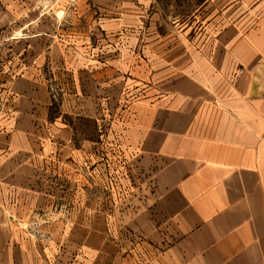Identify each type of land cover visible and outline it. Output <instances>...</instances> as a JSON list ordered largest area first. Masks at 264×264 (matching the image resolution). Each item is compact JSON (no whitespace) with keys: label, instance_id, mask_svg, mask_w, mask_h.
Returning <instances> with one entry per match:
<instances>
[{"label":"crops","instance_id":"0c3cea01","mask_svg":"<svg viewBox=\"0 0 264 264\" xmlns=\"http://www.w3.org/2000/svg\"><path fill=\"white\" fill-rule=\"evenodd\" d=\"M82 1L95 12L67 29L50 0H0V264L51 260L19 232L33 213L58 214L42 222L90 264H264L260 5L198 38L147 28L146 0L132 22L113 0ZM115 148L138 180L125 204L101 188ZM119 211L109 240L94 214Z\"/></svg>","mask_w":264,"mask_h":264},{"label":"rangeland","instance_id":"374dc122","mask_svg":"<svg viewBox=\"0 0 264 264\" xmlns=\"http://www.w3.org/2000/svg\"><path fill=\"white\" fill-rule=\"evenodd\" d=\"M125 1L129 2V7L122 5V0H113L115 7L114 11L115 13H121L123 10L124 12L128 10L131 15L130 22H132L131 20L138 16V0ZM263 1L264 0H146V27L158 28L165 32L171 29L184 31L188 23L193 29L194 36L199 38L206 30L211 31L212 28L209 29V26H214V29L219 27L220 30H227L235 24H243L244 22L241 20L248 18V15L254 12L258 5H260V8L264 11V6L263 4L261 5ZM50 2L52 3L45 7V12H49L51 15L60 14L62 17L61 23L63 27L67 29L72 27L75 17L79 19L80 15L85 16L87 13H92L94 10L93 7H89L87 1L84 3L82 0H50ZM97 11L99 13L101 12L98 8ZM78 22L79 26L84 29L85 22L83 19H79ZM51 87L53 95L56 96L60 92V88L56 85H52ZM105 155V150L99 152V157H104ZM109 155H112V157L110 156L111 177L108 182L102 183L103 185L101 188L109 189V191L112 190L115 197L122 200L120 204H125L127 194L133 196L137 193L138 180H133L132 177L129 178L124 175L129 172L125 167L124 170L122 169L123 164H125L127 160L124 158L121 149L115 148L112 152H108V156ZM123 175L125 177H123ZM89 199V197H85L84 201L88 203ZM131 200L132 197H130V202ZM123 213L125 212H98L94 214L98 215V221L107 224L108 229L106 230V236L109 240H112V237L117 239L121 238L124 230L122 229ZM29 215V225L23 227L19 232L25 237L27 236L29 240L31 239L39 243L37 245L39 248V256L43 254H52L51 260L49 261L47 259L41 261L39 258V264H90L91 261L94 263V258L90 257V252L87 247L84 245L81 247L69 245L65 240L64 229L54 227V224L49 225L45 223L47 222L45 219L48 216L49 218H56L58 214L33 213ZM66 216L68 217L69 214H66ZM83 217L89 220L92 215L90 213H83ZM67 232L68 230L66 231V236ZM119 247L120 246L115 243L114 251ZM109 248L110 247L105 244L99 245L101 254H105ZM24 251H27V249L24 248Z\"/></svg>","mask_w":264,"mask_h":264},{"label":"built area","instance_id":"2783aa9c","mask_svg":"<svg viewBox=\"0 0 264 264\" xmlns=\"http://www.w3.org/2000/svg\"><path fill=\"white\" fill-rule=\"evenodd\" d=\"M242 74H243V71H239V72H238V75L241 76Z\"/></svg>","mask_w":264,"mask_h":264}]
</instances>
